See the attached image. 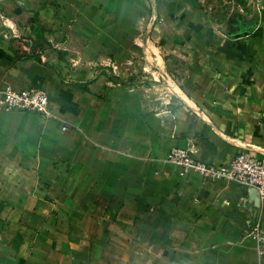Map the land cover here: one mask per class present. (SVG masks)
I'll return each mask as SVG.
<instances>
[{"label":"crops","instance_id":"0c3cea01","mask_svg":"<svg viewBox=\"0 0 264 264\" xmlns=\"http://www.w3.org/2000/svg\"><path fill=\"white\" fill-rule=\"evenodd\" d=\"M3 82L55 107L0 112V264H264V201L168 159L264 156V0H0Z\"/></svg>","mask_w":264,"mask_h":264},{"label":"built area","instance_id":"2783aa9c","mask_svg":"<svg viewBox=\"0 0 264 264\" xmlns=\"http://www.w3.org/2000/svg\"><path fill=\"white\" fill-rule=\"evenodd\" d=\"M54 104L53 97L45 89L0 83V112H28L50 118L54 115ZM62 129L65 130L66 126ZM168 159L181 166L184 173H198L204 183L222 181L264 201V156L250 145L239 147L231 160L219 165L199 159L196 156L194 141L185 148H172ZM249 236L264 246L262 221L253 225Z\"/></svg>","mask_w":264,"mask_h":264},{"label":"rangeland","instance_id":"374dc122","mask_svg":"<svg viewBox=\"0 0 264 264\" xmlns=\"http://www.w3.org/2000/svg\"><path fill=\"white\" fill-rule=\"evenodd\" d=\"M132 66H134L133 64L132 65H130V67H132Z\"/></svg>","mask_w":264,"mask_h":264},{"label":"trees","instance_id":"16d2710c","mask_svg":"<svg viewBox=\"0 0 264 264\" xmlns=\"http://www.w3.org/2000/svg\"><path fill=\"white\" fill-rule=\"evenodd\" d=\"M35 30V29H34Z\"/></svg>","mask_w":264,"mask_h":264}]
</instances>
